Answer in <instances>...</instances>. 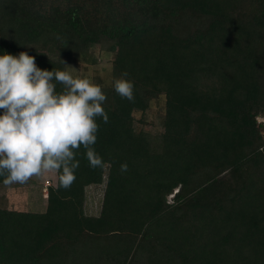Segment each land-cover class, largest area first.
Here are the masks:
<instances>
[{
    "label": "trees",
    "instance_id": "1",
    "mask_svg": "<svg viewBox=\"0 0 264 264\" xmlns=\"http://www.w3.org/2000/svg\"><path fill=\"white\" fill-rule=\"evenodd\" d=\"M102 42L116 49L93 147L108 167L81 146L44 212L0 208V264H264V0H0V55L63 70ZM123 72L134 102L114 89ZM159 95L162 131H137Z\"/></svg>",
    "mask_w": 264,
    "mask_h": 264
},
{
    "label": "clouds",
    "instance_id": "2",
    "mask_svg": "<svg viewBox=\"0 0 264 264\" xmlns=\"http://www.w3.org/2000/svg\"><path fill=\"white\" fill-rule=\"evenodd\" d=\"M64 63L63 70L37 67L27 52L0 55V176L5 185L23 184L33 177L60 173L61 187L69 189L79 168L76 152L81 146L92 169L108 165L93 147L97 117L108 123L102 106V87ZM123 72L114 89L134 102V82ZM57 84L63 86L56 91ZM121 172L128 165H121Z\"/></svg>",
    "mask_w": 264,
    "mask_h": 264
},
{
    "label": "rangeland",
    "instance_id": "3",
    "mask_svg": "<svg viewBox=\"0 0 264 264\" xmlns=\"http://www.w3.org/2000/svg\"><path fill=\"white\" fill-rule=\"evenodd\" d=\"M115 49V44L102 42L90 48L91 60L89 63L78 60L67 65L77 69L74 75L87 76L96 84L109 86ZM164 104V96L159 95L150 101L149 108L143 114L134 112L135 129L150 134L161 132L160 122L164 115ZM51 175L52 173H47L43 177H33L23 184L2 185L0 187V208L17 212L42 213L46 208V199L41 193L45 188L44 183L46 180H49L50 185L53 180L54 184L56 182L55 179L50 178ZM103 191L102 186H95L94 190L92 187L87 189L84 206L86 215L96 216L99 214ZM171 198L172 195L168 197V202H171Z\"/></svg>",
    "mask_w": 264,
    "mask_h": 264
},
{
    "label": "crops",
    "instance_id": "4",
    "mask_svg": "<svg viewBox=\"0 0 264 264\" xmlns=\"http://www.w3.org/2000/svg\"><path fill=\"white\" fill-rule=\"evenodd\" d=\"M53 174H55V175H53ZM50 178H52V179H55V181H57V175H56V173H52V175H51V177ZM49 181V180H48ZM53 182H54V180H53ZM52 182V186L53 187H55L56 186V182H55V184ZM91 188V187H90ZM95 189V187L94 186H92V190H94ZM41 193H43V196H44V199H47V189L46 188H44L43 190H42V192ZM89 197V196H88ZM47 202V201H46ZM46 209V208H45ZM45 211V210H44ZM43 211V212H44Z\"/></svg>",
    "mask_w": 264,
    "mask_h": 264
},
{
    "label": "built area",
    "instance_id": "5",
    "mask_svg": "<svg viewBox=\"0 0 264 264\" xmlns=\"http://www.w3.org/2000/svg\"><path fill=\"white\" fill-rule=\"evenodd\" d=\"M264 122V121H263ZM44 185H45V188L47 189L49 186H50V183H49V181L48 180H46L45 181V183H44Z\"/></svg>",
    "mask_w": 264,
    "mask_h": 264
}]
</instances>
